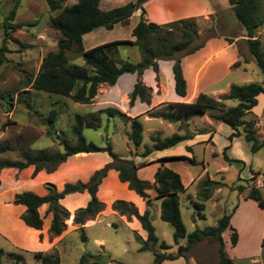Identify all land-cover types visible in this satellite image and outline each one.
Here are the masks:
<instances>
[{
    "label": "rangeland",
    "instance_id": "obj_1",
    "mask_svg": "<svg viewBox=\"0 0 264 264\" xmlns=\"http://www.w3.org/2000/svg\"><path fill=\"white\" fill-rule=\"evenodd\" d=\"M126 1L100 0V5L103 10H109ZM15 3L16 0H2L0 4V59L4 58L0 65V101L8 105L11 98L17 101V97H21L30 106L27 107L19 101L15 103L10 114H6L5 109L0 106V146L9 144L14 149L0 153V162L18 161L21 152H29L32 155L40 151L63 152L61 142L76 143L72 128L75 116L81 115L85 119L83 135L88 143L105 147L110 142L116 155L133 159L136 163L149 162L152 159L156 161V165L138 171L142 180L153 185L155 170L162 165L180 174L183 184L188 188L187 193L180 196L181 216L187 234H191L197 228L216 226L225 214L235 209L232 226L238 233L240 242L234 248L231 244L233 232L227 230L224 233L228 256L233 258L236 264H264V248L260 241L264 236V209L255 201L245 200L247 191L240 194L235 190L238 186L245 185L244 182L238 181L239 177L249 180L252 177L251 171L259 172L260 176L257 178L261 182L257 183L256 180L251 186L261 187L264 196V148L253 154L244 138L237 139L232 149L228 151V155L232 159L243 161L245 166L226 164L222 152L224 147L230 144L228 137L232 129L225 123L216 122L205 116L191 121L188 128L192 132H211L213 137L208 134L207 139L197 140L193 145L192 153H188L184 148H175L156 152L147 159L135 157L143 153L144 145H152L151 136L160 134L162 137H169L177 130V125L152 119L148 114L163 103L178 102L175 99L177 95L171 73L173 62L163 61L159 64L158 75L152 69H148V74L144 73L142 82L152 91L149 106L137 102L134 107H130L129 95L133 90L132 82L135 84L137 80L136 75L130 74L124 75L114 87H102L91 105L77 104L70 98L55 94L34 92L31 90L30 82L39 73L44 57L49 52L58 50L57 43L61 35L52 28L50 20L57 12H51L45 0H22L11 22V27L22 25V28L7 29L5 21ZM75 3L76 0H66L63 6H71ZM262 4L264 7V0ZM161 6L162 4L157 1L148 6L145 9V19L163 24L169 19H172L170 22H174L199 18L200 40L212 38L200 52L183 59L184 75L191 94L180 102H192L200 92L221 101L229 95L231 85L242 86L263 82L262 71L248 49L246 32L238 23L228 0H164ZM168 14H172L171 18L167 16ZM139 17L133 16L129 22L116 26L113 31L99 29L87 35L85 48L89 50L113 41L134 40L132 30ZM258 37L264 44V28L258 32ZM225 38L232 39L233 44L226 42ZM3 48H6L7 52L3 53ZM68 57L71 64L84 65L83 58L77 54L68 53ZM120 59L138 63L142 60V54L136 47L120 46ZM24 91L31 92L24 93ZM227 103L229 106L237 104L236 101ZM109 107L118 108L131 117L141 116L145 129L144 144L140 148L136 149L130 143L129 126L100 113L101 110ZM53 109L58 111L55 125L58 139L47 135L49 114ZM253 113L259 119V138L264 140V95L260 96L259 105ZM95 119H99V122ZM4 124L7 125L5 129L2 127ZM96 126L97 129L93 128ZM169 151L172 153L165 155ZM214 153H219L220 156L215 158ZM166 157L184 158L159 161ZM190 159H194L195 163ZM104 166L105 164L96 157L78 156L71 158L57 172L53 174L41 172L35 178L32 176V169L22 172L13 169L3 170L0 174L2 264H42L35 256L37 253L57 256L61 264H154L153 251H140L134 231L118 217L120 214L113 208L122 199L127 203L135 202L133 193L115 179H109L101 191L100 200L105 205L104 212L88 221L86 224H90L89 226L86 227V224L83 226L85 241L80 230L82 226L74 222L77 211L83 207L82 202L77 200L64 202L70 216L66 221L67 231L61 237L50 234L49 228H45L42 232L28 230L20 222L19 217L25 209L13 205L16 194L27 191L45 194L49 185L61 192L66 184L88 183ZM208 180L222 182L226 186L214 190L212 197L205 204V210L200 211L196 204L200 202L201 184ZM153 187L149 190L151 199L156 197ZM135 207L142 209L136 204ZM148 207L151 210V221L159 245L166 243L171 247L167 253H177L174 228L161 219V203L153 200ZM45 209L41 210L42 214L45 213ZM200 214L204 215V218H201ZM130 222L134 228H138L136 222ZM49 223L50 221L47 220L46 225ZM40 234L43 236L42 240ZM185 243L186 240L181 241V245ZM217 248L218 245L214 244L203 249L204 251L201 250L205 252L206 257L202 255L195 257L191 252L187 258L165 261L162 264H216L219 258ZM11 255L23 259L17 261Z\"/></svg>",
    "mask_w": 264,
    "mask_h": 264
},
{
    "label": "trees",
    "instance_id": "obj_2",
    "mask_svg": "<svg viewBox=\"0 0 264 264\" xmlns=\"http://www.w3.org/2000/svg\"><path fill=\"white\" fill-rule=\"evenodd\" d=\"M21 1L16 0L9 17L6 19L5 26L7 29L11 27V22L15 18ZM65 1L45 0L49 10L57 12L50 20L52 28L59 32L61 38L57 43L58 50L49 52L44 57L39 73L30 82L32 91L55 94L70 98L77 104L91 105L102 87H114L122 76L130 74L137 76L136 83L129 95L130 107H134L137 102L149 106L152 91L151 88L144 85L142 77L148 69H152L158 75L159 62L171 61L173 62L171 73H173L172 80L176 95L182 99L190 96V87L183 70V59L200 52L212 39L200 40L199 18H188L165 24L149 22L145 19L144 4L150 0H137L135 3H128L108 11L101 8L100 0H76V3L71 6H63ZM228 3L238 23L246 32L248 49L262 71L263 82L242 86L231 85L229 95L221 101L200 92L192 102H169L153 108L148 113L150 118L161 120L170 125H177V130L169 137H162L160 134L151 136L152 145H144L143 153L137 154L135 157L147 159L156 152L178 148L187 141H193L197 136L210 134L212 138L211 132H192L188 128L191 121L205 116H209L216 122L225 123L232 129V133L228 137L230 144L224 147L222 152V158L226 164L245 166L243 161L232 159L228 155L235 139L244 138L250 145L253 154L264 148V140H260L258 134L259 119L253 113V110L259 105L260 96L264 95V44L258 37V32L264 28V7L262 0H228ZM137 11H141V14L138 23L132 30L134 40L113 41L89 50L85 48L87 35L99 29L113 31L116 26L130 20ZM13 27L18 29L22 28V25H13ZM13 27L11 28L13 29ZM225 41L233 44L232 39L225 38ZM120 46L138 48L142 54V60L138 63L121 60ZM2 52H7L6 48H3ZM68 53H75L83 58L84 65L71 64ZM3 60L2 57L0 65ZM19 101L27 107L30 106L21 97H17V101L11 98L8 105L0 101V106L5 109L6 114H10L13 112L15 103ZM229 101H236L237 104L229 106L227 103ZM100 113L105 114L109 119H117L122 124L129 126L128 139L136 149L144 144L145 127L141 116L131 117L115 107L103 109ZM57 120L58 111L53 109L49 114L47 135L54 139L59 138L55 130ZM95 120L99 122V119ZM84 121L83 116H75L72 129L76 136V143L61 142L63 152L40 151L34 155L29 152H21L18 161L0 162V174L5 169H13L18 172L32 169L33 178L41 172L53 174L71 158L78 156H93L105 164L104 168L97 171L86 184H66L61 192L49 185L46 187L45 194L33 191L16 194L13 205L25 208V212L19 217V220L28 230L42 232L45 228H49L50 234L61 237L67 231L66 221L70 216L64 202L77 200L82 202L83 207L77 211L74 222L76 225L82 226L80 230L82 231V239L85 241V227L83 226L104 212L105 205L100 200V194L106 182L109 179H115L134 194L136 197L135 204L143 208L141 210L143 212H139L134 203H127L124 200L118 201L113 208L121 216L126 217L128 221L136 220L138 222L139 231H134L135 240L140 245V251H153L154 264L185 258L187 252L203 244L218 245L219 261L217 264H235L227 254L223 238V234L227 230H231L233 232L231 244L234 247L238 244V233L231 226L235 209L231 213L225 214L216 226L205 229L197 228L191 234H187L181 216L180 196L186 194L188 188L183 184L180 174L162 165L155 172L154 183L151 185L139 177L138 171L155 164L156 161L136 163L133 159L129 160L116 155L110 142L105 147L88 143L83 135ZM6 126V124L2 125L3 129ZM93 128L97 129V126ZM185 149L188 153H192L193 146H187ZM8 151H14L9 144L0 146V153ZM219 156V153H214L215 158ZM183 158L166 157L159 159V161ZM190 160L195 163L194 159ZM251 173L252 177L249 180L238 178V181L244 182L245 185L238 186L235 190H238L240 194L247 191L245 200L255 201L264 209V196L261 188L251 186L256 182L260 173L253 171ZM201 186L200 202L196 204L200 211L205 210V204L212 197L213 191L226 185L222 182L208 180L203 182ZM152 187L156 192L154 199H151L149 194ZM153 200L161 203L162 221L171 224L174 228V242L178 246L175 254L167 253L171 247L166 243L159 245V239L151 221V210L148 207ZM43 208H46L44 214L41 211ZM200 217L204 218V215L200 214ZM47 220L50 221L48 226L46 225ZM39 237L40 240L43 239L42 234ZM182 240H186L185 245L180 244ZM261 245L264 248V239ZM2 255L3 251H0V264H2ZM11 256L17 261L23 259L20 256ZM35 256L41 260L42 264H61L60 258L57 256L42 253H37Z\"/></svg>",
    "mask_w": 264,
    "mask_h": 264
},
{
    "label": "crops",
    "instance_id": "obj_3",
    "mask_svg": "<svg viewBox=\"0 0 264 264\" xmlns=\"http://www.w3.org/2000/svg\"><path fill=\"white\" fill-rule=\"evenodd\" d=\"M137 0H127L124 4H122V5H119V6H117V7H120V6H124V5H126V4H128V3H135ZM158 2L159 4H162V6H163V2H164V0H150L149 2H147L146 4H144V8L145 9H147L148 8V6H150L153 2ZM161 6V7H162ZM113 8H116V7H113ZM113 8H111V9H113ZM110 10V9H109ZM106 11H108V10H106ZM207 11V10H206ZM140 14H141V11H137L133 16H140ZM168 17H170L171 18V16H172V14H168L167 15ZM130 20H128V21H126V22H129ZM139 21V20H138ZM138 21L136 22V24L138 23ZM170 21H172V19H169V21H164L163 22V24H165L166 22H170ZM136 26V25H135ZM134 26V27H135ZM163 63V61H160L159 62V64H162ZM166 63H169V62H166ZM146 74H148V70L145 72ZM173 74V73H172ZM123 77V76H122ZM122 77L119 79V81L122 79ZM137 77V76H136ZM135 83H136V81H135ZM134 83L132 82V86L134 87V85H133ZM175 99L176 100H178V102H180V100H183L182 98H180V97H178V96H175ZM140 103V102H139ZM141 104V103H140ZM207 137H208V134L207 135H202V136H197L193 141H187V142H185V143H183V144H181L178 148H186L187 146L189 147V146H193L194 145V143L197 141V140H202V139H207ZM240 139V138H239ZM237 139H235L234 141H233V143L236 141ZM203 141V140H202ZM206 141V140H205ZM232 149V148H231ZM172 153V151H169V152H167V154H165V155H169V154H171ZM151 161H153V159L151 160ZM153 165H156V164H153ZM153 165H150V166H153ZM164 166H166V165H164ZM149 167V166H148ZM160 166H158L157 167V169L159 168ZM143 169H145V168H143ZM157 169L155 170V172L157 171ZM28 170H30V169H28ZM141 170V169H140ZM261 181L257 178V183H260ZM259 188H261V187H259ZM181 196H184V195H181ZM133 197H134V199H135V202L134 203H136V197L134 196V194H133ZM123 200V199H122ZM24 208V207H23ZM25 209V208H24ZM143 209V208H142ZM141 209V210H142ZM150 209V208H149ZM140 209H139V212H143V211H141ZM118 217H120V219L124 222V223H126L133 231H139V224H138V222L136 221V220H132V221H134V222H136L137 224H138V228H134L133 226H132V224H131V222L130 221H128V219L126 218V217H123V216H118ZM90 225V224H89ZM88 224H86V227L87 226H89ZM231 226H232V219H231ZM232 228H233V226H232ZM224 235V234H223ZM263 238H264V236H262L260 239V241H261V243H262V240H263ZM183 241V240H182ZM224 241H225V239H224ZM239 242H240V238H239V240H238V244H239ZM180 244H181V242H180ZM227 243H225V245H226ZM238 244H237V246H238ZM212 245H214V244H203V245H200V246H197V247H194L193 249H191L189 252H187L186 254H185V258H187V257H189L190 256V254H191V252L193 253L192 254V256L194 255L195 257H199V256H205V252H202L201 250H203V249H205L206 247H209V246H212ZM236 247V246H235ZM234 247V248H235ZM218 249V248H217ZM204 251V250H203ZM196 252V253H195ZM206 257V256H205ZM233 261H234V263H235V260L233 259V258H231ZM218 261H219V258H218ZM218 261L216 262V264L218 263ZM255 262H258V261H255ZM236 264V263H235ZM260 264H262V263H260Z\"/></svg>",
    "mask_w": 264,
    "mask_h": 264
}]
</instances>
